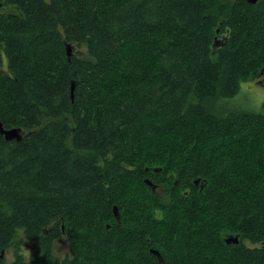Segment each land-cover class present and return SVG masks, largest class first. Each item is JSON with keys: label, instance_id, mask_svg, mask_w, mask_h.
Here are the masks:
<instances>
[{"label": "trees", "instance_id": "obj_1", "mask_svg": "<svg viewBox=\"0 0 264 264\" xmlns=\"http://www.w3.org/2000/svg\"><path fill=\"white\" fill-rule=\"evenodd\" d=\"M261 75L264 0H0V264H264Z\"/></svg>", "mask_w": 264, "mask_h": 264}, {"label": "rangeland", "instance_id": "obj_2", "mask_svg": "<svg viewBox=\"0 0 264 264\" xmlns=\"http://www.w3.org/2000/svg\"><path fill=\"white\" fill-rule=\"evenodd\" d=\"M220 2H230L231 0H218ZM229 36L228 33L218 35V40H223ZM85 46H76L73 53L79 55L85 53ZM235 99V100H234ZM232 100V104L241 106L242 108L250 111L259 112L264 105V75L253 79L251 82L242 85V89L238 96ZM158 219H162L163 214L161 211L156 213ZM226 237V236H225ZM243 243L249 248H255L259 245L253 244L248 240H243ZM39 249V245L35 241H29L23 238V233L20 232L16 242L11 248L4 252L7 263H12L16 259L17 254H22L25 258L29 259L30 255ZM71 255L70 244L66 237L58 240L54 249V256L56 259L63 260L65 257Z\"/></svg>", "mask_w": 264, "mask_h": 264}, {"label": "water", "instance_id": "obj_3", "mask_svg": "<svg viewBox=\"0 0 264 264\" xmlns=\"http://www.w3.org/2000/svg\"><path fill=\"white\" fill-rule=\"evenodd\" d=\"M251 4H256L259 0H247ZM67 52L68 55L71 56L72 49L67 46ZM23 130L21 128H12V129H6L0 120V135H3L7 140H18L20 141L23 137ZM161 169L155 168L154 171H160ZM201 182L200 179L195 181V184H199ZM146 183L152 187V189L155 191L157 189V186L154 185L150 180H146ZM203 188V185L201 186ZM114 215L118 222L121 220V214L119 212V208L117 206L114 207ZM240 240L239 235H227L225 237V241L227 244H238ZM151 252L156 255L160 261V263H164V259L161 255V253L158 250L151 249ZM4 255V252H3Z\"/></svg>", "mask_w": 264, "mask_h": 264}]
</instances>
